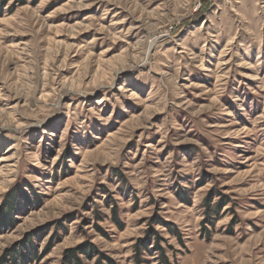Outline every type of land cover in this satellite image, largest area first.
<instances>
[{"label": "rangeland", "instance_id": "1", "mask_svg": "<svg viewBox=\"0 0 264 264\" xmlns=\"http://www.w3.org/2000/svg\"><path fill=\"white\" fill-rule=\"evenodd\" d=\"M150 226L264 264V0H0V262L134 264Z\"/></svg>", "mask_w": 264, "mask_h": 264}, {"label": "trees", "instance_id": "2", "mask_svg": "<svg viewBox=\"0 0 264 264\" xmlns=\"http://www.w3.org/2000/svg\"><path fill=\"white\" fill-rule=\"evenodd\" d=\"M21 3H25V0H19ZM10 205H13V202L10 203ZM205 205L207 207L210 206V199L208 198L205 202ZM219 213V207L215 211V215H218ZM210 214V212L208 213ZM112 220L119 228H122V224L120 221V218L118 216V209L114 208L112 210ZM209 220V219H208ZM150 225L153 226L155 224L164 225L170 234L174 236L178 243L181 246H185V241L183 240V234L179 231V229L173 225L170 222H165L161 220L158 216H155L154 218H151ZM208 223L207 220H204L202 222V226L206 227V224ZM213 223V222H211ZM150 226V227H151ZM101 233L106 235L105 232L100 230ZM154 237V239H153ZM162 238L159 236V233L154 229L150 228L146 237L139 239L133 246V254H132V260L134 261V264H144L146 263V260H144V256L147 254H153L154 252H157L158 254V264H172V260L168 256V249L161 246ZM172 246H169L171 248ZM172 249V248H171ZM33 249H26L22 251H15L11 253L8 257H4V259L0 262V264H31L34 260L33 256L34 253L32 252ZM176 250L172 249V253H175ZM102 252L97 248V245L92 242H82L77 247L72 249H67L62 256V259L60 261V264H118L117 262L111 260L110 258H102ZM10 259V260H9ZM37 259V256L35 260Z\"/></svg>", "mask_w": 264, "mask_h": 264}]
</instances>
